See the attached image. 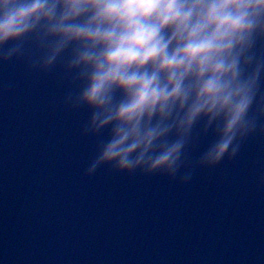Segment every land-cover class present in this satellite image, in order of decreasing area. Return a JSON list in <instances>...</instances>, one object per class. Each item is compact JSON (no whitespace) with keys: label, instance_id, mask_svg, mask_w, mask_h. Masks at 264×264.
Here are the masks:
<instances>
[{"label":"water","instance_id":"obj_1","mask_svg":"<svg viewBox=\"0 0 264 264\" xmlns=\"http://www.w3.org/2000/svg\"><path fill=\"white\" fill-rule=\"evenodd\" d=\"M33 54L0 60V264H264V133L204 167L213 137L197 126L175 179L86 175L108 131L81 134L90 110L64 102L76 85Z\"/></svg>","mask_w":264,"mask_h":264},{"label":"clouds","instance_id":"obj_2","mask_svg":"<svg viewBox=\"0 0 264 264\" xmlns=\"http://www.w3.org/2000/svg\"><path fill=\"white\" fill-rule=\"evenodd\" d=\"M29 50L76 85L64 102L90 110L81 134L108 131L86 175L175 179L197 126L213 137L204 167L264 133V0H0V60Z\"/></svg>","mask_w":264,"mask_h":264}]
</instances>
